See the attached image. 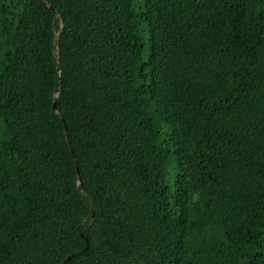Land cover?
I'll list each match as a JSON object with an SVG mask.
<instances>
[{"label": "trees", "instance_id": "1", "mask_svg": "<svg viewBox=\"0 0 264 264\" xmlns=\"http://www.w3.org/2000/svg\"><path fill=\"white\" fill-rule=\"evenodd\" d=\"M0 264H264V0H0Z\"/></svg>", "mask_w": 264, "mask_h": 264}, {"label": "water", "instance_id": "2", "mask_svg": "<svg viewBox=\"0 0 264 264\" xmlns=\"http://www.w3.org/2000/svg\"><path fill=\"white\" fill-rule=\"evenodd\" d=\"M54 107L57 108V107H56V104L54 105Z\"/></svg>", "mask_w": 264, "mask_h": 264}]
</instances>
